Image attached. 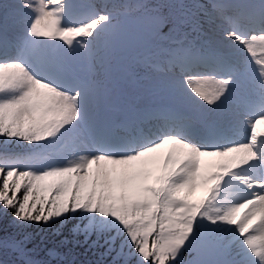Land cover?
<instances>
[{"label":"snow or ice","instance_id":"1","mask_svg":"<svg viewBox=\"0 0 264 264\" xmlns=\"http://www.w3.org/2000/svg\"><path fill=\"white\" fill-rule=\"evenodd\" d=\"M0 70L27 77L0 92V264H264L248 207L264 152L212 188L223 211L184 200L209 154L264 147V0H19ZM54 101L57 123L32 135ZM254 164L261 187L241 197ZM39 223L55 241L43 259Z\"/></svg>","mask_w":264,"mask_h":264},{"label":"rangeland","instance_id":"2","mask_svg":"<svg viewBox=\"0 0 264 264\" xmlns=\"http://www.w3.org/2000/svg\"><path fill=\"white\" fill-rule=\"evenodd\" d=\"M19 2V0H8L9 5L14 8L16 4ZM27 77L22 74L18 73L16 71H9L5 72L3 70H0V92H4L5 90L12 89L16 86L18 81H25L26 82ZM54 105H58V102H53ZM164 125V121H161L160 127ZM145 128H156L152 126L151 120H149L145 124ZM259 132H264V124H261L258 129ZM260 145H264V137H260ZM165 152L167 149L164 150ZM264 152V147H259L256 145H248L245 146L243 150L239 154H233V155H224L219 154L216 156L215 154H209L212 158L209 160L207 164V168L205 169L204 173H209L210 171V165L212 168H215L218 165V162H224L223 160L227 157H230L231 160H225L227 164H229L231 167H234L235 169L242 166L245 162H247L250 159H254L258 156L259 153ZM165 161V165L163 162ZM176 161V155L175 153H169L167 158L165 159H158L152 162V165L150 167H144L140 169V174H142V171H145L148 173L149 176L155 175L157 172H163L172 167L174 164L170 165V162L175 163ZM246 175L238 177V180L241 181V185H243L245 188H247L246 193L241 190L237 191V193L242 197V195L247 194L248 192L252 191L255 188L261 187L259 184L249 183L250 179H255L256 176L259 174L257 166L254 164L251 168L247 169ZM203 173V174H204ZM202 174V175H203ZM206 189V185L201 180V177L198 182L191 184L185 191L184 194V200L186 203H191L193 210L197 208V206L201 203V194ZM258 204L254 207L256 210H252L249 215L254 217L257 221H264V198H258ZM251 201H249L250 203ZM256 202V201H254ZM252 208V207H250ZM219 211H223L220 207V205L217 207ZM217 210V211H218ZM262 247H264V242H262Z\"/></svg>","mask_w":264,"mask_h":264},{"label":"trees","instance_id":"3","mask_svg":"<svg viewBox=\"0 0 264 264\" xmlns=\"http://www.w3.org/2000/svg\"><path fill=\"white\" fill-rule=\"evenodd\" d=\"M108 0H93V3H95L96 5H103L105 3H107ZM0 23L3 22V18L4 16L9 12L10 9H12V7L9 6L8 4V0H0ZM61 108L58 105H54L53 103L51 104V106L48 109V114L46 119L41 122V124H39L38 126H35L32 128L31 130V134L35 135V134H43L45 131L48 130L49 127L53 126L54 124L57 123L60 114H61ZM160 122V120H154L153 124L154 125H158ZM225 160H231L230 157H227L226 159H224V162H218L219 165L225 167V164H227L225 162ZM163 164L165 165V161L163 162ZM170 165L174 164L173 162L169 163ZM210 171L209 173H204V184L206 185V189L204 190L203 193H206L207 196L209 197V199L207 201H205V203H207L208 207H207V212L211 213L212 215H216V213L219 211L217 209V207L220 205L217 197L218 192L213 193L212 192V188L213 187H217L219 186V182L222 180V178L226 175L227 171L226 169L222 168V167H218L216 166L215 168H212V166L210 165ZM211 171H215L216 175L214 177H212V175H210ZM143 174L145 177H148V173L145 171H143ZM135 175L140 176V170H138ZM229 175V174H228ZM189 205L192 207L191 203H189ZM257 204H253L252 207L250 208L251 211L252 210H256L254 207ZM218 210V211H217ZM30 231L33 232L34 237L37 240V243L39 245V247L37 248V258L38 259H43L47 256V249L50 247V245L52 243H55V241L51 240V239H47L46 237L50 236L51 230H49L43 223H39V224H34L31 226ZM88 257V253L87 252H78L76 255L73 256V259H76L77 261H81L82 264H90V262L87 259ZM3 258V253H0V259Z\"/></svg>","mask_w":264,"mask_h":264},{"label":"clouds","instance_id":"4","mask_svg":"<svg viewBox=\"0 0 264 264\" xmlns=\"http://www.w3.org/2000/svg\"><path fill=\"white\" fill-rule=\"evenodd\" d=\"M218 195H220V193H218Z\"/></svg>","mask_w":264,"mask_h":264}]
</instances>
